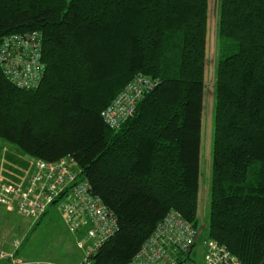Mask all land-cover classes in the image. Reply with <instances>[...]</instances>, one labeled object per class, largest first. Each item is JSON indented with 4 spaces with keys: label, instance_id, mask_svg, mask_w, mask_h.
Returning a JSON list of instances; mask_svg holds the SVG:
<instances>
[{
    "label": "trees",
    "instance_id": "1",
    "mask_svg": "<svg viewBox=\"0 0 264 264\" xmlns=\"http://www.w3.org/2000/svg\"><path fill=\"white\" fill-rule=\"evenodd\" d=\"M208 1L0 0V44L39 32L45 64L33 90L0 71V142L76 162L118 225L91 264H129L171 211L200 228ZM218 14L208 240L264 264V0ZM137 75L158 84L111 129L101 113Z\"/></svg>",
    "mask_w": 264,
    "mask_h": 264
},
{
    "label": "built area",
    "instance_id": "2",
    "mask_svg": "<svg viewBox=\"0 0 264 264\" xmlns=\"http://www.w3.org/2000/svg\"><path fill=\"white\" fill-rule=\"evenodd\" d=\"M39 32L12 34L0 44V71L16 88L33 90L41 81L45 64ZM158 84L157 80L137 75L103 110L101 117L111 129H118L134 114L138 101ZM8 149L0 142V208L39 221L56 206L67 230L76 238L82 252L79 264H91L96 251L113 236L117 220L91 192L90 184L71 157L45 162L22 155L23 166L8 164ZM197 231L177 212H169L129 264H195L190 260ZM83 236L82 238H80ZM19 244L0 239V264H60L48 260L27 261L18 257ZM204 264H242L217 242L205 244Z\"/></svg>",
    "mask_w": 264,
    "mask_h": 264
},
{
    "label": "rangeland",
    "instance_id": "3",
    "mask_svg": "<svg viewBox=\"0 0 264 264\" xmlns=\"http://www.w3.org/2000/svg\"><path fill=\"white\" fill-rule=\"evenodd\" d=\"M218 18V0H209L197 211L199 227L203 232L189 256L195 264H204L205 244L208 241ZM3 146L8 149L7 163L23 166L19 160L22 155L10 145ZM0 239L8 248L19 244L17 256L23 260H48L60 264H79L82 261V252L77 248L75 238L68 233L56 206L50 207L44 217L36 222L0 208Z\"/></svg>",
    "mask_w": 264,
    "mask_h": 264
},
{
    "label": "water",
    "instance_id": "4",
    "mask_svg": "<svg viewBox=\"0 0 264 264\" xmlns=\"http://www.w3.org/2000/svg\"><path fill=\"white\" fill-rule=\"evenodd\" d=\"M203 232V230L201 229V228H199L198 230H197V234H196V237H195V243L198 241V239H199V236H200V234ZM195 243H194V245L191 247V249L195 246Z\"/></svg>",
    "mask_w": 264,
    "mask_h": 264
}]
</instances>
